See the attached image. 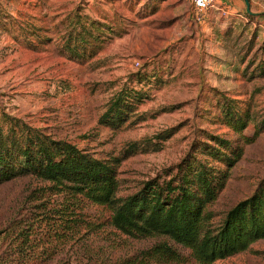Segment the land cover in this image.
Instances as JSON below:
<instances>
[{
	"label": "rangeland",
	"instance_id": "obj_1",
	"mask_svg": "<svg viewBox=\"0 0 264 264\" xmlns=\"http://www.w3.org/2000/svg\"><path fill=\"white\" fill-rule=\"evenodd\" d=\"M228 1V8L216 9L209 20L198 23L191 0H0V117H16L100 159L175 129L160 151L139 153L121 163L120 198L149 180L166 177L186 155L210 144L208 134L238 144V136L219 121L218 106L230 98L241 109L250 108L257 120L264 114V76L258 68L264 62V0H248L250 15L244 0ZM153 7L157 12L149 15ZM91 21L104 26L103 42H92L84 58L71 57L65 42L83 35L80 23L88 26ZM149 77L152 82L145 81ZM125 85L144 88L150 98L114 132L98 120ZM253 132L252 122L244 134ZM263 178L264 134L244 147L242 159L210 206L215 214L211 226L221 225L226 213ZM43 187L32 177L0 185V232L11 230L5 241L0 237V264L2 253L18 240L19 227L33 224L35 243L49 240L51 230L44 221L49 216L43 208L54 207L58 199H39ZM89 215L98 226L86 238L96 259L198 264L189 250L169 238L138 239L116 231L107 224L104 208H90ZM79 239L59 245L66 254L51 264L67 260L82 244ZM161 245L170 253L159 254ZM215 264H264V240Z\"/></svg>",
	"mask_w": 264,
	"mask_h": 264
},
{
	"label": "trees",
	"instance_id": "obj_2",
	"mask_svg": "<svg viewBox=\"0 0 264 264\" xmlns=\"http://www.w3.org/2000/svg\"><path fill=\"white\" fill-rule=\"evenodd\" d=\"M152 9L149 15L157 12V7ZM247 14H251L250 9ZM80 26L83 35L67 39L64 46L77 59L86 57L92 42H103L104 35L100 22L91 21L88 26L80 23ZM258 68L259 75L264 76V62ZM137 79L143 81L140 76ZM151 79L145 81L152 82ZM149 98L144 88L125 85L110 99L98 124L120 131ZM218 107L219 121L238 136V144L208 134L210 144L203 143L186 155L166 177L149 180L137 192L123 198L118 197L121 163L139 153L160 151L162 144L176 133L175 129L156 135V142L152 139L132 142L120 155L100 159L3 113L0 185L32 177L42 182L45 189L39 199L58 200L54 207L43 208L49 216V220H44L51 230L46 237L49 240L42 245L35 243L34 225L19 227V238L2 253L1 264H51L56 257L66 254L58 250L59 245H73L78 237L82 244L60 264H114L96 259L89 250L86 238L90 239L98 227L89 215L90 208L106 209L107 224L123 235L138 239L169 238L189 250L198 264H215L249 251L253 244L264 240V178L249 197L226 213L217 228L211 226L215 214L210 206L217 201L232 169L242 159L244 147L264 134V114L257 120L250 108L241 109L239 102L230 98H225ZM252 122L254 132L246 136L244 133ZM83 230L87 235L82 234ZM10 233L11 230L2 231L0 237L5 241ZM157 249L159 254L170 253L166 245Z\"/></svg>",
	"mask_w": 264,
	"mask_h": 264
},
{
	"label": "built area",
	"instance_id": "obj_3",
	"mask_svg": "<svg viewBox=\"0 0 264 264\" xmlns=\"http://www.w3.org/2000/svg\"><path fill=\"white\" fill-rule=\"evenodd\" d=\"M191 1H192L193 19L198 23H202L206 21L208 14L211 11L222 7V5L219 4L218 0H191Z\"/></svg>",
	"mask_w": 264,
	"mask_h": 264
},
{
	"label": "crops",
	"instance_id": "obj_4",
	"mask_svg": "<svg viewBox=\"0 0 264 264\" xmlns=\"http://www.w3.org/2000/svg\"><path fill=\"white\" fill-rule=\"evenodd\" d=\"M220 2H221V4L222 5H224V6H222V8L224 7L225 9L226 8H228L230 5H228V3H230L228 0H220ZM228 6V7H227ZM223 8V9H224ZM220 9V8H219ZM215 10H213V11H211L209 14H208V20H209V18H211V16H212V13L214 12ZM226 13H229V11H226Z\"/></svg>",
	"mask_w": 264,
	"mask_h": 264
},
{
	"label": "water",
	"instance_id": "obj_5",
	"mask_svg": "<svg viewBox=\"0 0 264 264\" xmlns=\"http://www.w3.org/2000/svg\"><path fill=\"white\" fill-rule=\"evenodd\" d=\"M246 2V5H247V10L249 11V6H250V3L248 0H244Z\"/></svg>",
	"mask_w": 264,
	"mask_h": 264
}]
</instances>
